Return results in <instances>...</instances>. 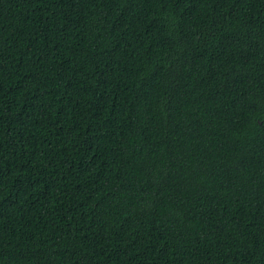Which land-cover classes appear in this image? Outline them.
<instances>
[{"label":"trees","instance_id":"1","mask_svg":"<svg viewBox=\"0 0 264 264\" xmlns=\"http://www.w3.org/2000/svg\"><path fill=\"white\" fill-rule=\"evenodd\" d=\"M0 264H264V0H0Z\"/></svg>","mask_w":264,"mask_h":264}]
</instances>
